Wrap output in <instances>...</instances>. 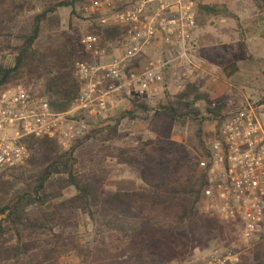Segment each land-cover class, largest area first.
Wrapping results in <instances>:
<instances>
[{
    "label": "trees",
    "instance_id": "obj_1",
    "mask_svg": "<svg viewBox=\"0 0 264 264\" xmlns=\"http://www.w3.org/2000/svg\"><path fill=\"white\" fill-rule=\"evenodd\" d=\"M98 1L64 0L34 15L29 33L10 49L12 63H0V94L8 87L28 84L34 73L51 75L57 70V76L36 94L47 99L52 112L69 110L79 84L64 71L67 61L57 43L40 46L37 41L42 24L53 23L48 15L57 8H69L74 14L78 6ZM18 2L0 0V31L29 6L26 0ZM236 7L251 17L264 16V0H239ZM200 9L210 16L231 18L241 29L239 19L225 5ZM87 30L89 36L98 37L100 47L114 48L125 32L113 26L91 25ZM147 102L130 99L112 124L90 129L64 151L54 139L29 143L24 165L0 175V264H62L69 258L76 264H172L216 238L233 240L238 224L222 223L200 211L210 163L200 170L198 162L211 158L205 122L215 124L214 140H218L235 104L211 99L202 83L188 80L155 108ZM81 117L87 124L92 121ZM151 118L183 127L192 124L193 136L186 141L162 134L121 143L124 119ZM115 166L134 174L140 182L136 190L106 186ZM259 235V242L238 264H264V226Z\"/></svg>",
    "mask_w": 264,
    "mask_h": 264
},
{
    "label": "built area",
    "instance_id": "obj_2",
    "mask_svg": "<svg viewBox=\"0 0 264 264\" xmlns=\"http://www.w3.org/2000/svg\"><path fill=\"white\" fill-rule=\"evenodd\" d=\"M203 0H100L84 8L97 15L101 27L125 29L119 54L107 62L76 64L78 96L66 112L51 111L46 98L27 87L12 86L0 94V175L18 168L29 158V143L54 139L69 146L90 129L104 125L122 104L121 95L146 97L162 84L171 60L147 59L152 48L162 46L174 59L193 65V34ZM98 37L87 35L88 46ZM91 118L90 124L81 117ZM210 161L201 158L198 169L210 163L202 194L206 212L221 221H237L244 239L264 226V121L246 103L226 115L220 138L207 143ZM232 251L213 252L203 264H237Z\"/></svg>",
    "mask_w": 264,
    "mask_h": 264
},
{
    "label": "rangeland",
    "instance_id": "obj_3",
    "mask_svg": "<svg viewBox=\"0 0 264 264\" xmlns=\"http://www.w3.org/2000/svg\"><path fill=\"white\" fill-rule=\"evenodd\" d=\"M18 1L20 2L22 0ZM18 1L13 0V2H15L14 4H16ZM26 1L29 3V6H26L24 10H22V12H20L18 16L10 23L8 22V25H4V27H2L7 28L6 30L0 31V63L2 65L8 66L12 63L14 55L11 53L10 49L14 46H19L22 42L20 38L29 33L32 17L37 13L42 12L48 5H54L64 0ZM231 1L235 3L237 0H205V2L202 3L201 6H211L215 3H218L217 6L225 5L226 7L232 5ZM90 3L91 2H89V4ZM85 6L82 7L83 9H80V7L78 6L74 14L69 8H57L54 13L48 15V18H50V20L52 19L53 23H49L48 21V23L42 24L41 37H39L37 41V45L40 44V46L52 41H55L57 43L59 50L62 52V54H64L67 61L65 62V65L67 67L64 71L69 73L71 79L74 82H77L79 86L80 82L77 78L75 70L76 64L85 62L88 63V65H94L100 62H107L111 58L116 57L120 52L119 47H100L99 43L95 46H88L83 41V38L89 35L87 30L88 27H90L91 25L101 27L99 26L98 22L99 17L97 15H91L89 12H86L84 10ZM200 11L202 13H205L201 9ZM90 17H93V20H89ZM228 19L230 25L234 26H232V28H228V26L225 25L224 29H233L234 32L237 33L238 38L239 36H241V38L239 39H242V47V45L244 44L243 42H245L247 27H245L246 25L243 24V27H241L240 31L235 25V22L231 18ZM209 20L210 23L207 24ZM204 21L205 25L210 26L209 33L214 32L213 27L215 23L213 21H215V19H210L207 17ZM235 40L236 38H234V41ZM196 41L197 40L195 37L194 42L196 43ZM194 47L195 52L193 54V65H188L185 60L182 59H174L173 56L165 53V49L161 45L156 48H152L151 50L154 51V53L148 56H144L141 59L140 63H144L147 59L161 62L169 60L171 61L168 64L167 68L163 71V80L162 84L158 86V91L150 96L139 97V99L143 98L147 100L150 108H155L159 103H163L168 96L176 94L181 89H183V83L185 81H196L198 83H202L204 86V90L208 91V93H210L212 96L214 95L216 99H224L226 96L229 99L232 98L231 100H228L232 102V104H235V108H238L246 103L251 104L253 107H255L258 117L262 121H264V92L260 91L259 87H257L258 84L255 81V78H245L235 75L233 74V72L229 73V71H231L232 69V59L236 60L242 57L253 59L257 56L253 48L246 45V51L244 48L240 50L239 45L235 44V47H230V52L224 53L223 51L215 50L216 55H218V57L216 58H213L212 52H210L208 49H205L204 52L206 53V55H209L211 60L217 63L216 67L213 68L201 59L203 54L198 50V48H196L197 46ZM250 62H255V60H248V63ZM222 66L224 67L222 68ZM37 76H41L42 78L39 79ZM56 76L57 70H54L51 75L47 73H34L31 77V81L28 84L25 83L24 85L19 86L27 87L35 93H41L46 82L51 77ZM231 92L232 94L230 95L225 94ZM217 93H220L222 96H217ZM121 98L123 99L122 104L118 105L116 110L106 118L105 123L104 125H102V127L112 124V120L129 107V100L133 98L137 99L138 97H127L125 95H121ZM194 130L195 128L193 127V125L189 123H187L183 127L172 125L170 123H164L162 120L152 118L147 121L124 119L121 122L120 127L122 140L121 143L133 144L132 142L138 139L143 141L154 139L156 135L162 134H165L167 136L170 135L171 138L176 140L185 139L187 141L193 136ZM203 131L205 135L204 139L207 143L214 140L216 126L212 121L208 123L205 122ZM59 147L62 149V151H64L69 146L62 147V145H59ZM139 185L140 182L136 179L133 173L128 172L126 169L119 166H115L112 168L111 175L108 178L106 184V186L110 190H136ZM205 204L206 202L204 198L200 202V211L205 212V214H209L208 212H206L207 209ZM219 221L222 223H229L230 225L238 224L237 221ZM236 227L237 232L232 235V241H230L229 239L221 240L219 238H216L210 241L206 247H197L191 251L190 255L186 254V256L182 259L177 258L172 262V264H203V261H205V259H207L213 252L222 253L225 250L232 251L234 254H236L239 263L241 257L245 256V254L253 247V245L259 242L260 232L256 233L254 236L252 235L249 238L244 239L241 236L242 230L240 225L238 224L236 225ZM61 262L62 264H76V261L71 258L63 259L61 260Z\"/></svg>",
    "mask_w": 264,
    "mask_h": 264
},
{
    "label": "crops",
    "instance_id": "obj_4",
    "mask_svg": "<svg viewBox=\"0 0 264 264\" xmlns=\"http://www.w3.org/2000/svg\"><path fill=\"white\" fill-rule=\"evenodd\" d=\"M206 1H209V0H206ZM204 2L205 0H203V3ZM237 2L238 0L235 3L237 4ZM235 3L231 1L232 5L226 6V8L228 9V11L234 13V15L237 16V18L239 19V23L241 24L240 25L241 27H243L242 26L243 24H245L246 25L245 27H247L246 28L247 32L245 34V42H243L244 44L242 45V47H241L242 39H239L241 38V36H239L238 38L237 33H235L233 29H229V30L224 29L225 25H227L228 28H232V26H234V25H230V23L228 22L229 20L228 18H223L221 16H210V15H207L206 13H202L201 11H199V14L197 16V27L193 34V40L195 41V37H196L197 41L196 43L193 41V43L195 46H197L196 48H198V50L203 54L201 59L205 63H208L213 68L216 67L217 63L211 60L209 55H206V53L204 52L205 49H208L210 52H212L213 58H216L218 57V55H216L215 50L223 51L224 53L230 52V47H233V46L235 47V44H236V45H239L240 50L244 48L246 51V45L251 46L257 56L253 59L251 58L247 59L244 57L238 58L236 60L232 59L231 60L232 69L231 71H229V73L233 72V74L242 76L245 78L246 77L255 78V81L258 84L257 87H259L260 91L264 92V16L263 17H259V16L251 17L248 15L247 11H238ZM217 4L215 3L214 5H217ZM214 5H211V6H214ZM207 17L210 19H215V21H213L215 23L213 27L214 32L212 33H209L210 26L205 25L204 20ZM209 23H210V20L207 24ZM229 32L231 35L229 34ZM234 38H236L235 41H234ZM153 53L154 51L150 49L148 52V55H151ZM248 60H255V62L248 63ZM224 66H222V68ZM206 92L208 93V91ZM225 94L230 95L232 94V92L225 93ZM208 95L210 96L211 99H216L214 95L212 96L210 93H208ZM217 96L221 97L222 95L220 93L219 94L217 93ZM224 99L228 100L229 98L226 96ZM231 99L232 98H230L229 100Z\"/></svg>",
    "mask_w": 264,
    "mask_h": 264
}]
</instances>
